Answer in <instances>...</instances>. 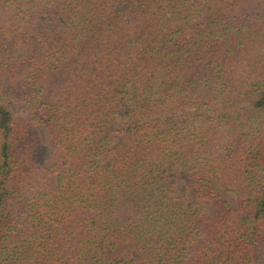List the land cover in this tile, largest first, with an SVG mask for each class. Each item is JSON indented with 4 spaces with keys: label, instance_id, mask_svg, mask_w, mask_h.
<instances>
[{
    "label": "trees",
    "instance_id": "16d2710c",
    "mask_svg": "<svg viewBox=\"0 0 264 264\" xmlns=\"http://www.w3.org/2000/svg\"><path fill=\"white\" fill-rule=\"evenodd\" d=\"M259 257L264 0H0V264Z\"/></svg>",
    "mask_w": 264,
    "mask_h": 264
},
{
    "label": "rangeland",
    "instance_id": "374dc122",
    "mask_svg": "<svg viewBox=\"0 0 264 264\" xmlns=\"http://www.w3.org/2000/svg\"><path fill=\"white\" fill-rule=\"evenodd\" d=\"M21 8V6H16V7H8V8H6L5 10H4V12H3V15L5 16V15H8V14H10V13H13L15 10H19ZM172 185H173V187L174 188H181V187H183L184 185H185V178H184V176H182V175H180V174H176L175 175V178H174V180L172 181ZM123 256H126V257H134V255H132V254H123ZM257 257H258V255H257ZM260 263V257H259V259H257V264H259Z\"/></svg>",
    "mask_w": 264,
    "mask_h": 264
}]
</instances>
